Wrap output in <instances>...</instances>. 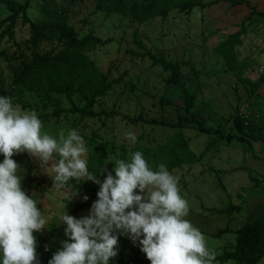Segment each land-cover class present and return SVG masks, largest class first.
I'll list each match as a JSON object with an SVG mask.
<instances>
[{
    "label": "rangeland",
    "instance_id": "rangeland-1",
    "mask_svg": "<svg viewBox=\"0 0 264 264\" xmlns=\"http://www.w3.org/2000/svg\"><path fill=\"white\" fill-rule=\"evenodd\" d=\"M15 1L22 3L24 0ZM185 1L193 2L194 7L187 11L174 8L165 17H153L140 23L126 15L98 11L95 0H29L27 16L30 20L38 22L44 9H57L77 30L79 38L88 34L99 38L100 43L87 49V58L109 80L120 78V81L97 101L94 106L97 117L82 116L74 111V105L84 106L77 94H74L73 103L68 102L63 94L38 90L22 91L11 99L14 105L24 110L36 111L43 123L42 130L53 136L61 128L75 129L85 141L87 158L88 143L92 140L114 145L116 153L110 157L114 161L123 150L166 145L181 132L188 150L199 158L196 163L181 164L170 173L178 177L180 193L188 201L187 219L204 234L208 247L219 255L224 249L235 246V234L226 233L220 237L211 234L220 228L239 227L246 222L252 206L264 202V146L260 141L253 142L251 149L236 141L230 144L218 141L209 145L212 137L200 133L194 124L184 123L181 128L151 124V120L175 123L179 114L186 115L183 99L177 88L167 85L166 73L152 66L148 59L135 57L128 51L146 49L170 61L180 62L181 82L194 97L191 111L198 120L219 127L225 133L235 132L231 118L236 113L256 123L262 119L264 84L249 95L248 86L237 80L229 70L226 58L216 51V46L239 27L227 20L219 0H175L177 6ZM9 14L8 6L0 3V21ZM1 30L0 27V33ZM29 38L27 26L19 19L13 28V37L0 39V87L10 83L15 58L20 53L30 52ZM240 43L234 52L239 63L247 64L242 76L256 81L259 77L256 70L264 65V44L263 51L259 52L260 46ZM53 47L54 44L46 42L40 50ZM250 65L254 69L248 70ZM129 132L136 136L135 144L127 140ZM12 158L24 170L22 188L39 199L41 204L37 206L42 208L43 205L46 217H50L48 229L34 232L40 260L46 253L45 247L47 251L57 249L60 241L65 239L63 223L56 224L64 193L55 190L51 178L27 153ZM110 164L109 172L113 162ZM250 175L257 178L259 186ZM84 194L77 193L66 202L67 214L77 218L87 215L96 198L86 194L88 200L83 201L81 196ZM80 203L85 207L76 209ZM230 206L232 208L227 213L217 212ZM117 247L118 255L111 264H123L127 258H145L139 246L133 245L125 236L119 237ZM258 264H264V258Z\"/></svg>",
    "mask_w": 264,
    "mask_h": 264
},
{
    "label": "clouds",
    "instance_id": "clouds-1",
    "mask_svg": "<svg viewBox=\"0 0 264 264\" xmlns=\"http://www.w3.org/2000/svg\"><path fill=\"white\" fill-rule=\"evenodd\" d=\"M42 129L36 111L0 95V264H40L34 232L49 228L39 199L22 188L24 170L12 158L20 153L34 158L64 193L56 224L63 223L65 239L47 264H111L120 236L138 245L150 264H214L217 254L187 219L188 201L165 164L153 169L137 150L127 159L108 160L113 168L100 180L94 172L104 168L89 170L88 149L75 129L61 128L55 136ZM127 140L135 144L136 136L129 132ZM87 181L98 185L87 215L67 214L66 202Z\"/></svg>",
    "mask_w": 264,
    "mask_h": 264
},
{
    "label": "trees",
    "instance_id": "trees-1",
    "mask_svg": "<svg viewBox=\"0 0 264 264\" xmlns=\"http://www.w3.org/2000/svg\"><path fill=\"white\" fill-rule=\"evenodd\" d=\"M232 5L243 3V0H230ZM1 4L8 6L10 14L0 21V39L13 37V28L18 20L27 26L30 38V52L20 53L15 59V66L10 83L5 87H0V95L16 96L26 90L52 91L63 94L68 102L73 103L74 94L84 102L83 107H76L74 111L86 117H97L94 106L97 101L107 95L113 85L120 81L109 80L97 66L87 58L86 51L92 46L101 42L93 35H86L79 38L77 30L72 27L65 16L57 9H44L38 22L30 20L27 16L29 0L22 3L15 0H0ZM202 7L205 4H200ZM95 7L98 11L106 14L119 13L131 17L137 22H145L153 17H165L167 13L179 8L183 11L194 7L193 2H183L176 4L175 0H95ZM258 16L264 19V12H256L251 8L250 15L241 22V28L235 33L228 35L227 39L216 46V51L226 58L229 70L238 81L246 84L247 93L252 95L264 82V75H260L256 81H251L242 76V71L247 64L239 63L235 59V46L240 43V36L243 32L245 22ZM50 42L54 47L50 50L41 51L43 43ZM140 49H143L139 45ZM131 55L141 59H148L152 66L159 67L166 73V83L170 87L177 88L183 99L186 115H178L177 122H162L151 120V124H161L171 128H181L182 124H194V127L203 134L212 137L210 144L224 141L230 144L234 141L246 145L251 149L255 141L262 142L264 146V115L259 122L250 121L245 115L236 113L231 122L235 130L234 133H225L221 128L208 125L204 120H198L195 113L191 111L194 105V97L181 82L182 72L180 62L170 61L163 56L153 54L150 50L137 52L128 51ZM57 116V113L55 114ZM89 145V170L98 171L104 168L103 172L94 174L98 179L103 180L106 172L110 169V157L115 155L114 145L108 142L90 141ZM141 151L149 166L156 169L157 165L163 163L171 171L181 164L196 163L198 158L193 155L187 146L181 132L166 145L156 147H139L129 151L123 150L116 159H127L130 152ZM255 156V155H254ZM115 159V160H116ZM254 179L256 186H259L257 178ZM98 185L90 182H82L77 193L89 194L96 198ZM85 207L84 203L78 204V208ZM232 206L227 209L217 210L219 213H227ZM226 233L235 234V246L228 250L224 249L216 256L215 262L224 263L229 260L234 264H258L264 258V202H256L251 209L250 215L245 223L237 228H220L211 236L220 237ZM56 248H52L41 257L40 264H47ZM123 264H150L146 258H127Z\"/></svg>",
    "mask_w": 264,
    "mask_h": 264
},
{
    "label": "crops",
    "instance_id": "crops-1",
    "mask_svg": "<svg viewBox=\"0 0 264 264\" xmlns=\"http://www.w3.org/2000/svg\"><path fill=\"white\" fill-rule=\"evenodd\" d=\"M243 1L244 2L241 4L232 5L230 0H219V3H221V7L223 8V14L226 15V18L230 21V23H237L239 25L238 30L241 28V22L250 15L252 7L256 12H264V0ZM236 31L230 33L229 35L235 33ZM240 41L241 43L243 42L242 44L244 46L249 45V43H251L252 47L257 48V46H260L258 47L259 52H262L264 44V19L262 17L255 16L245 22L243 32L240 36ZM251 66L252 65L248 67V70L254 69L253 67L251 68ZM263 84L264 82L262 85Z\"/></svg>",
    "mask_w": 264,
    "mask_h": 264
},
{
    "label": "built area",
    "instance_id": "built-area-1",
    "mask_svg": "<svg viewBox=\"0 0 264 264\" xmlns=\"http://www.w3.org/2000/svg\"><path fill=\"white\" fill-rule=\"evenodd\" d=\"M256 72L258 73V75H264V65H262L261 67H259Z\"/></svg>",
    "mask_w": 264,
    "mask_h": 264
}]
</instances>
